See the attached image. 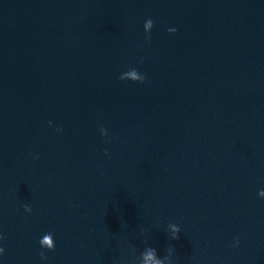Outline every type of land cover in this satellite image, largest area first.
Wrapping results in <instances>:
<instances>
[{"label":"water","instance_id":"obj_1","mask_svg":"<svg viewBox=\"0 0 264 264\" xmlns=\"http://www.w3.org/2000/svg\"><path fill=\"white\" fill-rule=\"evenodd\" d=\"M262 51L264 0H0V174L128 96Z\"/></svg>","mask_w":264,"mask_h":264},{"label":"clouds","instance_id":"obj_2","mask_svg":"<svg viewBox=\"0 0 264 264\" xmlns=\"http://www.w3.org/2000/svg\"><path fill=\"white\" fill-rule=\"evenodd\" d=\"M149 23H153L151 20L149 21ZM176 29H169V32H175ZM151 37H149L150 39ZM132 75V78L134 80H137L139 82H143L145 80V77L143 75L141 76H136L135 75V72L131 73ZM120 79H123V77H120ZM259 196H264V190H261L259 193ZM25 211L27 212H31V208L25 206ZM176 232L178 233L179 232V229H176ZM52 233H47L44 235V237L42 239H40L39 243L41 245L42 248H45V249H48V250H54L55 249V243L52 242L51 240V237H52ZM0 239H3L2 236H0ZM173 239H178V234L175 235L173 237ZM238 242V241H237ZM155 249L154 248H151L148 250V254L147 256L145 257L146 261H153V254L155 253ZM4 252V249L2 247H0V254H3ZM169 252H171V249H169ZM40 256L42 259H47V257L44 255L43 252L40 253ZM154 264H159V261H155Z\"/></svg>","mask_w":264,"mask_h":264}]
</instances>
